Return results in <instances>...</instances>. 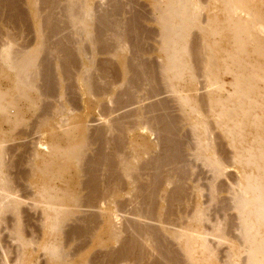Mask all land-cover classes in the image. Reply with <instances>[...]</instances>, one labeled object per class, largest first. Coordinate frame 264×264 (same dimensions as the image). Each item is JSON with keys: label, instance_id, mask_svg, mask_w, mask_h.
Returning a JSON list of instances; mask_svg holds the SVG:
<instances>
[{"label": "bare ground", "instance_id": "1", "mask_svg": "<svg viewBox=\"0 0 264 264\" xmlns=\"http://www.w3.org/2000/svg\"><path fill=\"white\" fill-rule=\"evenodd\" d=\"M37 1L26 0L35 26L34 45L24 48L13 39L0 43V219L6 213L13 214L12 235L21 248L13 263L5 256L1 264H37L33 256L27 254L30 248L43 253L48 264H165L164 261L167 264H208L216 256L213 257L214 250L209 245L207 230L204 231L206 227H202L207 206L204 208V204L198 203L199 189L195 192L196 201H192L193 196L190 204L184 184L174 183L172 179V170L176 175L181 171L173 165L182 158L178 142L172 140L173 123L180 117V122L187 123L194 137L196 159L212 174L207 200L210 205L218 201L221 189L215 183L224 176L226 166H236L239 172L228 191L232 203L229 207L235 212L236 238L228 240L223 224L213 226L211 232L219 243L228 245L221 264H264V0H151L159 35L157 68L151 63L155 69L142 61L140 43H133L136 36L132 28L128 30V26L116 20L121 6H107L110 0H98V12L92 0H41L48 10L47 15L42 16L35 7ZM15 2L2 0L1 3L8 4L12 17L20 20L25 15L22 17L21 10L19 16ZM57 11L67 29L73 31H69L75 39L72 46L61 37ZM50 38H56L57 66L46 60ZM128 40H133V46ZM99 51L108 55L109 60L98 64ZM41 55L44 57L40 58ZM77 62L80 66L78 64L74 79L80 88L83 109L86 106L90 112L97 111L103 122L102 129L94 132L79 124L77 115H71L60 103L61 107L51 105L54 108L51 113L48 106H39L42 97L54 92V67L62 70L58 81L62 84L72 75L71 67H77ZM111 65L117 70V83L112 78L115 83L109 81ZM224 74L230 75L229 83L223 80ZM160 85L163 89H159L178 105L181 116L179 114L175 121L169 114L151 117L152 110L158 108L155 104L148 108L137 107L136 112L128 113L125 118L105 119L141 102L142 96L136 93L139 88L145 99H151ZM204 88L203 95L201 89ZM59 97L63 99L64 94ZM149 114L152 119L146 116ZM27 115L36 116L40 136L28 163L29 179L34 184L32 203L41 207L43 215V239L39 244L34 242L36 245L23 236L20 223L23 203L10 197L12 181L4 159L8 150L4 145L19 126H27ZM215 128L219 129L229 151L220 148L215 151L218 144V138L212 135ZM91 142L97 145L96 150H92ZM156 145L161 147L157 154L153 151ZM89 146L95 151L93 156L88 152ZM228 152L230 155L225 158ZM85 156L92 157L83 168ZM102 174L105 186L100 189ZM81 175H86V180L81 181ZM83 191L86 195L81 196ZM102 201L107 208L102 210L99 205L98 218L88 215L84 221L79 215L83 212L81 209L94 208L96 202ZM126 207L129 212H125L132 217V222L121 218L125 215L122 209ZM119 212L124 214L118 215ZM138 220L152 221L159 226L140 227ZM69 221L83 222L85 226L69 223L67 230L65 225ZM164 225L180 231H171V227L167 229ZM64 232L69 237L91 239L90 250L98 249L100 253L94 251L85 258L73 259L68 253V244H63L61 239ZM121 242L123 246L117 249L116 244ZM172 245L177 246L176 250ZM153 252L157 256H152ZM148 256L151 260L154 257L150 263L144 261Z\"/></svg>", "mask_w": 264, "mask_h": 264}, {"label": "rangeland", "instance_id": "2", "mask_svg": "<svg viewBox=\"0 0 264 264\" xmlns=\"http://www.w3.org/2000/svg\"><path fill=\"white\" fill-rule=\"evenodd\" d=\"M16 1L17 2H15V6L18 7L17 11L19 13V16L21 15V13H22V17L25 15L24 18H22V19L20 18V20H18L19 17H17V19H16V17H12L13 14L11 13V8H10V6L8 4L1 3L2 0L0 2L1 3L0 4V43H7L6 41H8L9 39L10 40L13 39V40H15V42L19 41V42H17V43H19V44H17L18 46L22 45L21 47L31 48L34 45L33 43H35V38H36V32L34 31L35 30V28H34L35 26H34V24L32 22V20H33L32 19V13H31V11L29 9L30 7L26 4V0H16ZM93 1H95V2H93ZM113 1L110 0L107 6L113 5V4H117V5L121 6L120 14H118L119 17L116 15V17H117L116 20L120 21L125 27L128 26L129 27L128 30H130V27L132 28V30H131V31H133L132 34L134 36H136V37H134V39L133 38H130V39L134 40V41L132 40L134 44H137L135 42H139L140 43V49H141L140 50V54L143 55V56L140 55V57L142 56L141 57L142 61L145 60L144 62H146V64L147 63H149V64L152 63L153 65L155 64L156 68H157V64H158V60H157L158 58L157 57H159V55L157 53L158 40H159L158 36L159 35H158V30H157L158 28H157L156 24L154 23L155 16L153 14V9H152V7L150 5L151 4V0H113ZM93 4H94V6H93ZM98 5H99L98 4V0H92V6H93L94 9H96V7ZM35 7L39 11L40 15H42V16L47 15V13H48L47 7L42 4L41 0H38L35 3ZM9 8H10V10H9ZM99 8H101V7L99 6ZM46 10H47V12H46ZM99 10L100 9H98V12H99ZM19 11H21V13ZM30 13H31V15H30ZM133 16H135V17H133ZM59 17H61V15L57 11V16H56L57 22L58 23L60 22L59 26L62 29L61 37H64L65 40H66V43L72 46L74 44V42H75V39H74L73 33H72L73 31L72 30H68L67 29L68 26L66 27V25L62 22L63 18L61 17V20H60ZM135 19H136V21H135ZM134 21H135V23H134ZM128 22H130V23H128ZM136 24H137V26H136ZM66 30L68 31V33H66L67 32ZM44 31H45V33H47V30H44ZM69 31H72V32H69ZM69 33L72 34V35H70ZM102 34L104 36L106 33H102ZM137 37H138V39L136 40ZM139 38H140V40H139ZM6 39H8V40H6ZM10 40L8 42H10ZM55 41H56V38H50L49 41H48L49 43L51 42V44H49V46H47V52H49L47 54L49 56L47 55L48 58H46V60L49 61L51 65L57 66L58 65V57H57V51L55 52V46H54ZM132 41L130 40L129 42L132 43ZM48 42H47V44H48ZM129 42L127 43L128 46L130 45ZM133 43L130 46H133ZM100 52L101 51H99V53H97V63L99 62L100 64H102L101 63L102 61L109 60V58H108L109 56L106 55V54H102V52L101 53ZM43 57L41 55L40 58H43ZM76 64H77V67H75L76 65L71 67V71L72 72L70 71V73L72 75H70L69 79L65 78L66 81H64L62 84H60V82L58 84L59 79L62 78V76H61L62 70L60 68H56V70H55V67L52 66V67H54L53 70H55V71L52 70V81H53V84L55 86V89H54L53 94H51L49 96H46V97H42V101H40L39 106H41V107H43V106L47 107L48 106L49 113H51V111L54 108L61 107L63 105L66 108H68L69 112L71 111V115H73V116L77 115L76 116L77 117L76 121L79 124L80 123H81V125L84 124L83 126H85V127L87 126L86 128H88L87 129L88 131L94 132L96 129L98 130V128L102 129L103 122L100 121L101 118H99L100 116L97 114V111L96 112H94V111L90 112L89 110L86 109V106L84 107L85 109H83L80 88H79L78 84L76 85V81L74 79V78H76V75L78 74V71H79V67H78L79 62H77ZM152 64L150 66H153ZM79 66H80V64H79ZM72 68H73V70H72ZM75 68H77V69H75ZM110 68L111 69L108 68L110 71L112 69L113 70L111 72L108 70V72H109L108 75L110 76L109 77V79H110L109 81L110 82H114L116 79L118 81L119 80V78H118L119 76L117 75L118 77H116V74H118L117 70L114 69L113 65H111ZM153 68L155 69V66H153ZM115 72H116V74H115ZM110 73H113L114 75H112V74L110 75ZM55 76L57 78H55ZM113 76H115L116 78H113ZM222 77H223V80L225 82H227V83H229L231 81V77H230L229 74L228 75L224 74ZM111 78L114 81H112ZM62 80H64V79H62ZM117 81H115V82L117 83ZM71 82L74 83L75 86L72 85ZM202 82H203V80H202ZM41 84L42 83L39 82V85H41ZM69 84H70V86H69V89H68L67 87H68ZM72 87H73V90H72ZM162 87H163V85H162ZM162 87L160 85V86H158L156 88V90L158 89V91H155V92H157V94L154 93V94H156V96L154 98H151V99H145L143 97L142 90H140V88H139L138 90H136V93H138V92L141 93V94H139V93L137 94L139 97L142 96L140 98V99L143 98V100H141V102L139 100L138 103L135 102L132 106L126 107V109L123 108V109H121L119 111H116V112H114V114L112 113L110 116H108L105 119L106 120H117V119L125 118L129 114H132L134 111L136 112V108L137 107L138 108L139 107L140 108L141 107H145L146 108V106H147V108H148V106H151V105L155 104V105H157L156 107H158V108L160 107L159 109H161V110H159L158 108H154L155 111H156V109H158L157 112L152 110L154 114L151 111L150 114L152 113L151 115H153V116H151L150 114L146 115V116H148V119H152L149 116L154 118V115L155 116H159V114H160V116H163L165 114L166 116H168V114H169L168 117L170 118V116L171 117L173 116L174 120H173V118H172V120L175 121V118H179V114L181 116V113L178 111L179 109L177 110V108H178L177 106L178 105L177 104H176L177 106L175 105V102L173 101V99L168 94H165V91L163 92V90L159 89V88H162ZM39 90L41 91V93L44 91L43 88H41ZM206 90H208V88H206ZM199 93H200V91L198 92V94ZM201 93L202 94L206 93L205 92V88L201 89ZM61 94H64L63 99H60L61 97H59V96H61ZM43 98H45L46 100H44ZM171 99H172L173 102L171 101ZM71 102H74V103L71 104ZM59 103L61 104V106H60ZM158 104H160V105H158ZM163 104L164 105L166 104L165 107H164ZM51 105L54 108H52ZM163 107L165 109H168V110L165 111V109ZM162 108L164 109V112H163ZM143 111H145V110H143ZM83 112H85V113H83ZM38 113L39 112L37 111L36 116L38 115ZM91 115L93 116V119H92ZM36 116H32V118H31V115H27L26 119H25V122H26L27 126H24V127L19 126L13 132L12 138L10 140H7V142H6V144L4 146L8 150H6V154H5V158L4 159H5V162L7 163V165L9 166L8 167L9 169H8V172H7L8 173V177L12 181V190H11L12 194H10V197L12 199L19 200L21 203H23V204H21V207H20V210L22 211V212L20 211V223H21V229L23 231L22 232L23 236L27 240H29V241L32 240L33 243L36 242V244H39V243L42 242V239H43V231H42V225H41L42 222H43L42 221L43 220V215L41 214L42 213L41 207H36L34 205V203H32L33 202L32 201V196H33L32 193L34 192V184L32 183L33 180L29 179L30 178L29 177L30 171H29V167H28V163H30L29 161L31 160V157H32V153L31 152L33 151L34 144L40 138V136L38 134V130H37V119H36ZM181 118L182 117H180V120L178 119L179 121H177V119H176V121L173 123V124H175V127H174L175 133L173 132L174 136H172V134H171V136L173 137L172 140L173 141L176 140L178 142V144H179V146H178L177 143H176V145L178 146V149H179V154H180L179 156H181L180 158H182V159L177 161V164H173V165L177 169L180 168L181 171H179L180 174L177 173V175H176L175 174L176 171L172 170L171 172H174L172 174V175H174V176H172L173 177L172 179H173L174 183L179 182V183H182V185L184 184L183 187L186 190L187 196H189V203L190 204H192L190 199H192L193 196H194V198L192 199V201H196V200H194L195 199V192L197 191V189L200 190L201 196H199V198H198V203L200 205L204 204V206L202 205L204 208H206V206H207V212L205 213V217L206 218L203 217L205 220H203L204 222L202 223V225H203L202 227L203 228L206 227V228H204L205 229L204 231L207 230L206 233H208V236H207L208 242H210L209 243L210 247L212 245V249L214 250V254H215V255L213 254V257L216 256V257H214L216 259H214L212 257L213 259L209 260L208 264H221L222 261H225L224 258L226 257L227 252H228L227 251L228 245L225 244V243L224 244L223 243H219L218 239H216L215 237L211 236V234L213 233V231H212L214 229L213 226L216 227L217 224L218 225L219 224H221V225L223 224L224 231H225V234H226L228 240L229 241H233L236 238L237 233L235 232V227H234L235 226L234 224H236L235 212L233 210L232 211L230 210L231 207H229V206L232 203H231V198H230V195H229L228 191H229L230 187L234 185L235 180L237 179V177L239 175V172H238V169H237L236 166H233V165H231V166L227 165L226 166L224 176L220 177L215 183L216 186H219V190L221 189V191H219L220 193L217 196L218 201L216 200L217 202L215 201L214 205H213V202L210 205L209 201H207V200H209L208 199L209 198L208 197L209 185H211V183L213 182L212 181L213 180L212 174H210L211 172H209V169H207V167H205L203 165L204 163L202 161L200 162V160L196 159V155H195V153H196L195 152L196 143H195L194 137L192 136V134H190L189 128L187 126V123L186 122H180V121H182ZM89 119H90V122H89ZM177 122H179V123H177ZM85 123H87L88 125L87 124L85 125ZM160 126L161 125H158L157 127L159 128ZM176 126H177V128H176ZM3 128H4V131H7V128L5 126H3ZM218 133H219V135H218ZM212 135L218 138V140H217L218 144H217V146L214 147L215 151H217L219 148H220V150L223 149L226 152L230 150L229 148H227L225 140L221 138V136H220L221 134L219 132V129L215 128V130L212 131ZM213 136H210V137L212 138ZM148 137L151 138L150 136H148ZM90 144H91L90 146L92 147V150H96L97 145L95 144L96 145L95 146L92 142ZM90 146H89L90 149L88 150V152L93 156L95 151L92 152ZM159 146L160 145H156L154 147L153 151L156 150L155 154L160 152L159 149H161V147H159ZM89 153H88V155H90ZM227 155H230L229 152L226 154L225 158L229 157ZM92 156H89V159L87 158V156L84 157L83 162H82V167L83 168H86L88 166V162L87 161L90 160V158ZM228 161H229L228 159L224 160L225 164H227ZM85 162H87L86 165H85ZM178 162L180 163L179 167H178ZM174 163H176V162H174ZM180 165H182V166L180 167ZM113 171H115V170H113ZM181 172H183V177L184 178L182 177ZM81 174H83V173H81ZM103 174H102V181H101L100 189H102V186L104 185V182H105V178H103ZM178 174L181 175V176H178ZM185 174H187V175H185ZM84 176L87 178L86 175H81L80 176L81 181L82 180L83 181L86 180V178ZM144 177H145V179L147 178L146 176H144ZM182 179H184V180H182ZM124 187H125V185H124ZM124 187H123V189H126V187L125 188ZM5 195H7V194H5ZM84 195H86L85 191H83L81 193V196H84ZM106 195H107V193L105 194V197H106ZM209 206H210V208H209ZM98 207L102 208V210H105L107 208V205H106V203H104V201H102L101 203H98V204L96 202L94 208L93 207L92 208H83V209H81V210H83L82 214L80 213L79 215H81L83 217L84 221H86V219H88V217L89 218H95L96 216H99V214H100V212H99L100 209ZM127 207L122 209L123 212H125V211L129 212V210H128L129 207H128V209H127ZM219 209H222V210H219ZM97 212H98V214H97ZM126 212H125V215H122L123 217L121 216L122 220H123V218H125L126 221H129V220L131 221L132 217H130L128 214H126ZM120 214H124V213H120L119 212L118 215H120ZM92 215H93V217H92ZM13 218H14V216H13L12 213L11 214L6 213V215H4L2 217V219H0V264L2 263L1 261H3L2 259L5 256H7V259L11 263H13L15 258H16V256H17V254L19 253V251L21 249L18 241L15 239L16 237L14 235H12V228H13V225L15 223L14 222L15 218L14 219ZM96 218H98V217H96ZM121 218H120V216H118V219H121ZM125 219L123 221H125ZM233 220H235V221H233ZM138 221L140 222L138 224L139 225L141 224L140 227L142 225L143 226L145 225L144 227L152 226L151 228H153V227L156 228L157 225L159 226L158 223L154 222L155 223L154 224L152 221H147V220H138ZM69 223H71V221H69L67 223V225H65V229H67V227L70 225ZM71 224L72 225H77V226H85L84 225L85 223H83V222L81 223V222L72 221ZM90 225H91L90 227H92L93 224H90ZM95 225L96 224H94V226ZM164 226L167 229L169 227H171V228H169L171 231H180L176 227H173V226H169V225H167L169 227H166V225H164ZM231 226H232V228H229ZM68 229H69V227H68ZM100 231H101V229H100ZM64 233H66V232H64ZM64 233L61 234V239L63 241V244H65V245L68 244L67 245V250H68V253H69L70 257L73 256V259H79V258H82V257L85 258V256L88 253L92 254L94 251L96 252V254H98L97 253V252H99V251H97L98 249L90 250L91 249V245H90L91 244V239H88V238L84 239L83 237L77 238V237H74V236H70L69 237L68 233H66L65 235H64ZM191 234H194V232H191ZM96 235H99V231L97 232ZM66 239L68 241H66ZM83 240H85V241H83ZM122 246H123L122 242L116 244L117 249L121 248ZM173 246L174 245H172V249L176 250L177 246H174V247ZM77 247H78V249H77ZM27 254L30 255V256H33V258L35 260L34 263L37 262V264H45V263L48 264L47 257L45 255L43 256V253H41L40 251L34 250V248H33V250H32V248L27 250ZM153 255L157 256V253L153 252L152 256ZM146 257L144 259H146ZM152 258L154 259V257H152ZM152 260H151V257L148 256V258L146 260H144V261L152 262ZM164 262H165V264L168 263L166 261H164ZM145 264H147V263H145ZM203 264H207V263H203Z\"/></svg>", "mask_w": 264, "mask_h": 264}]
</instances>
